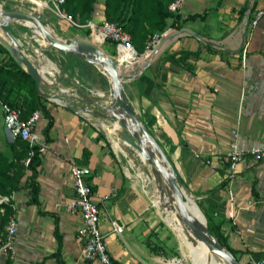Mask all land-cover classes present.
Masks as SVG:
<instances>
[{
	"label": "crops",
	"instance_id": "obj_1",
	"mask_svg": "<svg viewBox=\"0 0 264 264\" xmlns=\"http://www.w3.org/2000/svg\"><path fill=\"white\" fill-rule=\"evenodd\" d=\"M44 1L0 0L38 13L45 12ZM258 5H262L258 0H186L179 13L182 17L200 14L183 23L198 36L172 38L141 71L137 59L128 61L127 69L134 75L124 81L131 105L158 139L180 183L240 264L264 261V157H249L230 167L217 156L233 140L243 148L264 144V14L255 27L249 26L251 8ZM90 18L104 19L102 0L95 2ZM169 24L167 28L172 29ZM9 32L32 57L31 42L26 40L29 31L23 24L14 21ZM201 39L213 42V50H207ZM181 49H199L187 58L191 69L171 55ZM33 54L44 84L53 75L41 65L39 53ZM63 98L69 104L72 101ZM53 101H47L54 120L48 140L42 113L35 124L42 146L36 176L39 202L28 201L26 187L11 194L8 203L17 223L16 252L11 259H0V264H98L82 257L77 234L82 218L66 208L73 195V161L91 168L88 179L101 208L99 226L108 251L122 264H173L167 257L171 253L167 232L117 152L75 105ZM12 139L0 108V144L6 146ZM85 147L91 153L82 162ZM111 220L121 226L120 232L112 230Z\"/></svg>",
	"mask_w": 264,
	"mask_h": 264
},
{
	"label": "trees",
	"instance_id": "obj_2",
	"mask_svg": "<svg viewBox=\"0 0 264 264\" xmlns=\"http://www.w3.org/2000/svg\"><path fill=\"white\" fill-rule=\"evenodd\" d=\"M98 0H65L62 8L74 21L83 23L90 18L95 2ZM171 0H102L104 19L118 22L131 37V42L137 52L143 53L148 41L155 33H161L169 24L168 18L172 17L169 25L178 28L185 20L194 19L199 13H191L182 17L179 12H172L167 5ZM92 35H97L95 32ZM207 50H213L210 44L204 45ZM197 50L181 49L171 55L181 62L187 69H191L189 55H197ZM80 59H77L79 61ZM84 60V59H83ZM86 61V60H85ZM87 62V61H86ZM89 63V62H88ZM92 66L91 63H89ZM93 67V66H92ZM0 97L3 101L13 106L23 108L21 116L26 118L29 114L39 109L47 122L43 128L45 140L53 125V115L47 105L48 98L37 93L35 79L29 74L0 43ZM149 129V128H148ZM150 130V129H149ZM152 133V132H151ZM153 134V133H152ZM155 137V135L153 134ZM158 141V139L155 137ZM10 150L7 154L0 144V193L11 195L22 187L28 189L31 203L39 202L40 185L36 179L37 165L41 161L42 146L38 143L30 144L26 139L17 135L6 145ZM5 146V147H6ZM91 151L83 148L79 161L86 162ZM25 158L28 161L25 163ZM13 214V208L8 202L0 203V229L4 230L8 218ZM55 235L58 237L55 225ZM217 235L224 243L220 234ZM60 247V239H59ZM233 253V250L227 246ZM57 253V259H59ZM7 258L6 260H8ZM8 264V263H7ZM62 264H65L62 262Z\"/></svg>",
	"mask_w": 264,
	"mask_h": 264
},
{
	"label": "water",
	"instance_id": "obj_3",
	"mask_svg": "<svg viewBox=\"0 0 264 264\" xmlns=\"http://www.w3.org/2000/svg\"><path fill=\"white\" fill-rule=\"evenodd\" d=\"M41 15V13L32 12L25 8H14L0 3V18H2L1 27H3L7 32V34L0 32V43L35 79L37 93L52 99L51 95L53 93L42 90V76L38 69L32 64L33 62L31 57L22 53L19 44L15 43V40L10 36L13 34H11L6 28L7 24H11L14 21L20 22L27 27H33V31L36 33L38 38L41 36L45 39L47 42L46 46H43L39 41L40 46L35 48L36 51H40L41 48L48 46H57L62 48L72 44L83 49L91 58L94 59V61L97 62L103 74L107 77L109 94L115 104L116 110L121 113L124 121L129 122L134 127V135L137 143L145 154V164L146 162H152L155 164L156 170L154 171L153 176H151L146 168L147 176L150 174L149 176L155 184L154 188H158L159 192L163 193L164 189L161 183H167L173 198L178 205L179 216L182 221L194 230L203 233L204 236L208 238L213 252L217 254H227L232 264H239L234 254L219 239L217 232L210 225L209 220L201 210L197 200L191 195L194 205H191L186 201V198L184 194H182L179 187L182 183L180 184L178 178L174 175L175 168L167 158L159 142L155 139L151 131L131 105L124 87V81L126 78L130 75H134L133 72L127 69L129 62L106 53L97 45L95 41L88 38L85 33L76 31L72 36H65V34L58 35L50 26H45L40 23V20H42ZM26 33H29L28 37L31 35L30 32ZM182 34H192L194 36H198V34L187 25L167 30L160 40L150 50H148L144 56L137 59L140 67L139 71L151 62L153 57L161 50V48L165 46L167 42H169V40ZM201 40L207 44H214L213 42L206 41L204 39ZM144 141L148 143L147 145L154 147L157 150L158 159L155 157L153 150L145 146Z\"/></svg>",
	"mask_w": 264,
	"mask_h": 264
},
{
	"label": "built area",
	"instance_id": "obj_4",
	"mask_svg": "<svg viewBox=\"0 0 264 264\" xmlns=\"http://www.w3.org/2000/svg\"><path fill=\"white\" fill-rule=\"evenodd\" d=\"M64 1L65 0H45L43 5L59 17L68 19L73 25L89 29L91 33L95 32L101 35L103 40L106 39L112 42L116 45L117 49L119 46H124L132 49L134 54H139L131 42L130 34L118 22L106 19L97 21L92 18L87 19L83 23L76 22L69 17L62 8V3ZM185 1L186 0H171L167 7L172 12H179ZM258 1H260L262 5L254 6L250 11L249 26L251 28L258 24L264 14V0ZM169 29L170 28H166L159 34H153L151 39L148 41L147 48L143 53H140L141 56L138 58L144 56V54L150 50ZM245 52L246 46L243 48L242 58L245 57ZM0 108L4 126L8 129L12 138L19 135L20 137L26 139L30 144L38 143L41 145L39 135L35 129L36 121L41 113L39 109L33 110L28 117L23 118L21 116L23 108L10 105L9 103L3 101L1 97ZM249 157L253 160H260L263 158L264 144L251 148H243L239 146L236 140H233L230 142L229 149L218 155L217 159L220 163H227L230 167H234L238 162ZM27 161L28 158L26 159V162ZM70 173L72 177L73 195L66 202V208L69 211L79 213L82 218V224L77 228V234L82 241V257L89 261H96L98 264H122L108 251L104 240L105 233L99 226L101 208L98 202L93 198L94 190L88 179V176L91 173V168L87 164L73 161L71 162ZM10 198L11 195L0 193V203L9 202ZM110 223L113 231H121V226L114 220H111ZM16 232L17 223L15 217L14 215H10L4 230H0V259H6L7 257L14 256L16 252ZM247 264H264V261L250 260Z\"/></svg>",
	"mask_w": 264,
	"mask_h": 264
},
{
	"label": "bare ground",
	"instance_id": "obj_5",
	"mask_svg": "<svg viewBox=\"0 0 264 264\" xmlns=\"http://www.w3.org/2000/svg\"><path fill=\"white\" fill-rule=\"evenodd\" d=\"M42 20H40V23L45 26H54L53 22L51 20V16L42 14ZM62 19L61 17H57ZM2 18H0V32L7 34V32L4 30L3 27H1ZM34 24V23H33ZM97 34V33H96ZM99 35V34H97ZM12 39H14L15 43L19 44L21 51L24 55L29 56L24 48L22 47V44L16 37L13 35H10ZM101 36V35H100ZM64 51L70 54H74L76 56H79L80 58L86 60L87 62L95 65L101 72V68L97 64L96 61H94L93 58H91L83 49L74 46V45H68L62 47ZM128 51L127 55L122 56L124 60H132L135 57L134 51L127 47L119 46L118 51V58L119 55L122 53L123 50ZM39 53V59L41 61V65L44 67L45 70L51 75H55V72H57L58 68L51 63V60H45L44 54ZM120 59V58H119ZM32 64L35 66V68L39 70V65L35 62V60L31 57ZM41 73V72H40ZM103 73V72H102ZM42 76V82L45 80L44 76ZM61 91H65L64 89H61ZM67 91V90H66ZM90 92V93H89ZM87 94L88 96H75L70 102V104L75 105L76 109L80 112H82L85 115H88V117L91 120H94L90 115L96 114L101 116V120H99L100 124L105 128L107 135L109 136L116 152L119 154H123L128 156V158L131 159L133 164H136L139 166V163L130 156L131 151H129V146L132 148L136 153L142 154V157L145 159V156L143 155V150H141L140 146L137 142L135 135H134V127L127 121H124L122 118V115L120 112H118L115 108V104L111 97L108 95H105L104 92H95L91 89L88 90ZM72 95V92H69L67 94ZM66 95H60L53 93L51 95V98L55 101H58L60 103L69 105L70 104L64 99L63 97ZM110 119L117 120V122H110L109 124L107 121ZM98 121V120H97ZM98 123V122H97ZM145 146L149 147L151 150H153L155 157L158 159L157 150L154 147H150L147 145L148 143L144 141ZM134 143V145H132ZM151 168V166H148V168ZM149 172L153 170V172L156 170L155 168L147 169ZM129 175H132L131 172H128ZM174 175L180 179L179 174L174 172ZM139 181L142 182V187L146 188L148 186L147 180L150 179L149 176H147L145 170H139L137 172V176ZM138 181V180H137ZM180 183V180H179ZM182 194H184L186 201L192 204L193 198L192 196L181 186L179 185ZM186 188V187H185ZM164 191L161 193L160 196H157L155 192L150 191V196L152 198V201L158 211V214L163 218V220L169 225V227L175 232V234L183 241L184 248L186 252L193 258L196 264H232L230 261V258L227 254H217L212 251V247L210 242L208 241V238L204 236L203 233H200L197 230H194L193 228L186 225L182 219L179 216V209L178 205L173 198V195L167 185V183H164L163 187ZM148 192V190H146ZM192 200V201H191ZM197 240H196V238ZM192 241H195V247L192 250L190 248V244Z\"/></svg>",
	"mask_w": 264,
	"mask_h": 264
},
{
	"label": "rangeland",
	"instance_id": "obj_6",
	"mask_svg": "<svg viewBox=\"0 0 264 264\" xmlns=\"http://www.w3.org/2000/svg\"><path fill=\"white\" fill-rule=\"evenodd\" d=\"M41 14L51 16V20L53 19V17H56V20H53V23H54V21L56 22V26L54 24V26H50V27L58 35L65 34V36H72L77 31V32L85 33V35L88 38L92 39L90 37L91 31L89 29L77 27V26L73 25L68 19L57 18L59 16L54 14L53 12H51L50 9H48V8H45V12H43ZM23 27L26 28L31 34L29 36V39L26 38V40H29L31 42V45L29 48V49H32L31 56L32 57L34 56V54H33L34 52H40V53L44 54V56H45L44 58L50 59L58 68L57 72H55V75L53 77L50 76L51 79L49 78L48 82H46L42 85L43 91L55 93V94L60 93V95H66L68 97V99H71V98L73 99V97H75V96H88L87 94H89L90 92L88 93L87 88L90 87L95 92H104L105 95H108L109 97H111L109 94L108 80L104 74H102L98 70L97 71L94 70L93 67L90 66V64L88 62H86L85 60H83L82 58H80L74 54H68L66 51H64L60 47L48 46V47L41 48L40 51H36L35 48L40 46L39 41L41 42V44L43 46H46L47 42L41 36H40V38H38L36 33L33 31V27H27L24 25H23ZM6 28L9 31V24L6 25ZM92 36H93V41H95L97 43V45L103 49V51H105L108 54H111V55L118 57L119 51L116 48V45H114L112 42H110L106 39L103 40L102 36H100V35H92ZM125 52H126V50L124 49L122 51V53L119 55L120 59L124 60L122 58V54ZM127 54L128 53H126L125 55H127ZM139 56H141V54L135 53V57L129 61H134L135 59H138ZM77 59H80V60L77 61ZM125 61H128V60H125ZM71 67H73V68H71ZM61 89H66L67 91H61ZM97 90H99V91H97ZM100 90H102V91H100ZM69 92H72V95L68 96L67 94ZM53 102H55V101H53ZM56 104H63V103L56 101ZM85 116L88 119H90L88 117V115H85ZM90 116L92 118H94V120H91V119L90 120H91V122H93L96 130L99 132V134L102 137V139L104 140V142L109 147H111V149L115 150L109 136L107 135L105 128L99 122V120L102 119L101 116L96 115V114H92ZM110 122H117V120L110 119L109 121H107L108 124ZM147 127H148V125H147ZM134 143H137V142H134ZM134 143L132 145H134ZM2 146H3L2 147L3 150L7 154H9L10 149L7 146L5 147V145H2ZM129 151H131L130 156L132 158H134L139 163V166L136 164H133L131 159L128 158V156L120 154V153L119 154L116 153V154L119 155L120 161L123 164V166L125 167V170H127V173L131 172L132 175L128 174L129 178L132 181H134V183L137 186H139L141 191L149 199L150 204L153 205L152 209L156 212V215L160 221V226H162V228L167 232V238H168L169 244L171 245V248H170L171 253L169 254V256H167L168 259L170 260V262H173V264L174 263L175 264H181V263L182 264H196L195 261L193 260V258L188 254V252H186L184 245H183V241L175 234V232L169 227V225L158 214V211H157V209H156V207L152 201V198L150 196V191L155 192L156 194L158 193L157 196H160L161 193L159 192L158 188H154L155 184H154L153 180L151 178L146 179L148 186L146 188H143L142 182L139 181L138 177H136L137 172L140 169L141 170L143 169L146 171V168L147 169L155 168V164L152 162H146V164H145V161H144V158L142 157V154L136 153L132 148H130V146H129ZM143 155L145 156L144 152H143ZM26 159L27 158H25V160H24L25 163H26ZM148 166H151V168L150 167L148 168ZM149 173L151 174V176H153V174H154L153 170H151ZM164 183L165 182L161 183L163 187H164ZM183 188L186 190V188L184 186H183ZM146 190H148V192ZM186 191L188 192V190H186ZM192 204H194V202H192ZM196 240H197V238H196ZM194 247H195V241H192L190 244V248L193 250ZM7 258L11 259L12 257H7ZM235 258H236V256H235Z\"/></svg>",
	"mask_w": 264,
	"mask_h": 264
}]
</instances>
